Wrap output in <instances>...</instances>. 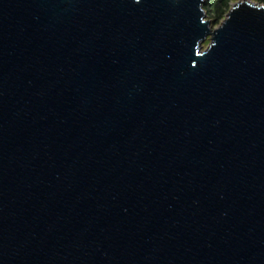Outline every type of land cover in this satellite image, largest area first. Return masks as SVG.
I'll list each match as a JSON object with an SVG mask.
<instances>
[{
	"label": "water",
	"instance_id": "water-1",
	"mask_svg": "<svg viewBox=\"0 0 264 264\" xmlns=\"http://www.w3.org/2000/svg\"><path fill=\"white\" fill-rule=\"evenodd\" d=\"M203 2L0 0V264H264V5Z\"/></svg>",
	"mask_w": 264,
	"mask_h": 264
},
{
	"label": "trees",
	"instance_id": "trees-1",
	"mask_svg": "<svg viewBox=\"0 0 264 264\" xmlns=\"http://www.w3.org/2000/svg\"><path fill=\"white\" fill-rule=\"evenodd\" d=\"M231 0H206L202 4L204 12L210 13L212 18L218 21L229 10V2ZM264 3V0H257Z\"/></svg>",
	"mask_w": 264,
	"mask_h": 264
},
{
	"label": "rangeland",
	"instance_id": "rangeland-1",
	"mask_svg": "<svg viewBox=\"0 0 264 264\" xmlns=\"http://www.w3.org/2000/svg\"><path fill=\"white\" fill-rule=\"evenodd\" d=\"M206 0H204V2H205ZM240 0H231L230 2H229V7L231 8L235 3H237V2H239ZM251 1H253V2H255V3H259V4H263L264 5V3H261L260 1H257V0H251ZM203 2V3H204ZM229 8V9H230ZM229 11V10H228ZM228 11H226V13L218 20V21H216V20H214L213 18H212V16L210 15V13H208L207 11L206 12H204L205 13V15H204V17H205V19L206 20H208L209 21V25H210V28L211 29H213V28H216V27H218L220 24H221V22L225 19V17H226V14L228 13ZM211 42V37H210V35H208L203 41H201V43H200V48H201V50H203V49H205L208 45H209V43Z\"/></svg>",
	"mask_w": 264,
	"mask_h": 264
}]
</instances>
